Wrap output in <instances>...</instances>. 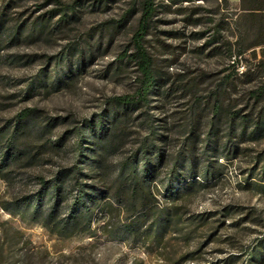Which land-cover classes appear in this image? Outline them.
<instances>
[{
    "label": "rangeland",
    "instance_id": "obj_1",
    "mask_svg": "<svg viewBox=\"0 0 264 264\" xmlns=\"http://www.w3.org/2000/svg\"><path fill=\"white\" fill-rule=\"evenodd\" d=\"M141 2L0 0V125L36 108L51 122V141L65 138L71 147L72 135L97 124L112 98L134 94L141 75L124 54L134 52ZM155 3L145 46L159 78L148 110L160 148L176 152L192 133L197 171L212 164L221 176L179 204L182 231L161 242L112 238L116 228L101 231L106 219L98 211L96 236L61 238L2 207L15 193H34L37 176L50 178L69 164L72 154L51 151L37 168L21 170L13 187L0 179V264H223L230 255L241 264L264 240V132L256 140L252 126L241 134L239 119H264V96L253 98L264 83V46L251 48L264 36L239 17L238 0ZM39 80L48 87L30 89ZM232 113L239 114L234 121ZM138 114L123 155L143 136Z\"/></svg>",
    "mask_w": 264,
    "mask_h": 264
},
{
    "label": "trees",
    "instance_id": "obj_2",
    "mask_svg": "<svg viewBox=\"0 0 264 264\" xmlns=\"http://www.w3.org/2000/svg\"><path fill=\"white\" fill-rule=\"evenodd\" d=\"M239 11V17L254 22L264 36V0H240ZM156 12L155 0H142L133 38L134 52L129 54L127 50L124 54V58L138 66L141 77L137 90L131 95L112 98L97 124L85 123L72 135L75 141L71 147L65 138L51 141V122L45 124L36 108H25L2 122L0 179L9 187L16 185L21 170L37 168L42 155H50L51 151L72 154L69 164L52 177H36L39 188L34 193H15L3 203V209L10 215L28 224H39L61 238L96 236L93 225L97 211L106 219L101 231L109 234L110 228H116L109 235L112 238L140 244L149 240L161 242L170 231L181 233L179 204L207 188L221 173L212 164L197 171V160L191 150L197 138L192 133L176 152L165 153L160 148L164 140L156 132L148 110L159 78L145 46ZM3 24L6 21L0 16V26ZM19 36L18 30L13 38ZM260 46L264 42L251 48ZM243 54L244 50L240 49L237 56ZM35 85L48 87L46 81L39 80L30 89L36 88ZM253 94L255 99L263 97L264 83ZM215 108L217 112L220 110L217 104ZM137 111L143 136L132 152L123 155L120 146L130 133L129 123ZM238 116L232 113V121ZM239 119L245 125L241 134L245 135L252 126L249 136L256 140L264 132V119L252 123L248 116ZM116 219L119 225L114 223ZM241 260L238 255H230L223 264H237ZM241 264H264V240Z\"/></svg>",
    "mask_w": 264,
    "mask_h": 264
},
{
    "label": "crops",
    "instance_id": "obj_3",
    "mask_svg": "<svg viewBox=\"0 0 264 264\" xmlns=\"http://www.w3.org/2000/svg\"><path fill=\"white\" fill-rule=\"evenodd\" d=\"M238 2H240V0H238Z\"/></svg>",
    "mask_w": 264,
    "mask_h": 264
}]
</instances>
